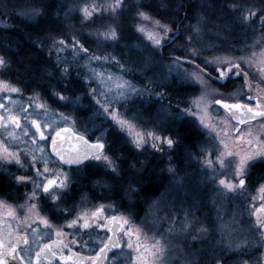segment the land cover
<instances>
[{
  "label": "rangeland",
  "instance_id": "rangeland-1",
  "mask_svg": "<svg viewBox=\"0 0 264 264\" xmlns=\"http://www.w3.org/2000/svg\"><path fill=\"white\" fill-rule=\"evenodd\" d=\"M240 1L241 3H237V0H125V6L114 12L111 6L115 5V0H0V56L9 61L8 69L0 71V81H5L9 86L0 88V103L5 105L1 114L7 116L10 112L18 116L21 127L17 130L29 129L32 135L35 127L30 126V122L37 120L46 134H51L57 127L71 125L94 139L101 138L107 144L105 153L119 158L116 160L119 174L113 175L108 169V175L114 178L112 186L101 184L107 188L106 193L112 198L123 194L128 203L133 205L135 202L131 201L132 196L142 188L137 183L143 177L146 183L155 184H152L153 191L149 190L153 194L145 208L146 218L151 220L155 214L161 224L169 221L177 223L171 226V231L169 228L166 232H158V235L145 231L142 237L148 243H153L152 237L161 243L167 241L163 253L167 261L195 264L201 261L209 249L219 250L221 244L223 250L228 251L230 243L237 236L235 220L226 214L222 216L226 208H229L226 201L222 203L221 210H216L214 202L211 205V199H208L207 212H203L205 217L197 214L199 207L189 208L186 195V200L184 199V191L187 184L201 181L200 170L170 164L166 146L162 150L165 153L162 155L165 158L163 164L157 159L156 163L150 160L143 165L138 160L140 154L137 155L141 149L135 148L128 130L121 129L112 115L117 119L130 121L135 125L134 131L147 129L166 136L176 121H180L183 115H188L190 118L182 124L187 130L191 129L192 141L199 142L201 131H206L208 136L216 134L219 130L220 111L213 101L225 94L223 90L207 76H202L210 88L216 90L209 92L205 105L200 100L205 89L197 81L189 79V74L200 75V72L193 68L184 72L180 68L176 69V66L160 63L156 53L159 47L148 39V34L164 35L156 21L168 25L172 32L179 28L181 35L175 38L176 41L168 50L188 55L194 50L195 57L200 58L203 63L212 62L207 64L211 70L217 66V58L225 63L228 60L239 62L243 59V68L262 78L264 27L261 25L264 23V5L258 1ZM182 2L187 4L186 9H183ZM151 3H154L155 8L150 6ZM138 6L150 19L137 16ZM85 7L89 11L95 9L90 20L83 16L82 9ZM248 10L255 15L244 20L242 17L249 16ZM57 18L60 24L58 37L49 40L47 51L46 48L43 51V59L36 62L37 67L27 71L17 57L19 49L14 39L21 38L20 34L25 32L26 29H21L23 24H35L47 19L55 21ZM194 26L199 27V33L194 32ZM109 27L116 29L117 40H105L97 35L107 31ZM138 27H143L145 31H138ZM131 34L141 35L142 38L138 41H126L124 36ZM73 36L89 49L88 55L71 47ZM188 37H191V42H187ZM59 40H64L66 46L60 47L54 43ZM42 43L45 46L43 41ZM91 55L107 59L91 60ZM113 57L120 62L119 65ZM64 68H67L66 75L60 71ZM174 76L175 82L172 79ZM187 80L188 98L184 99L180 93L183 91L181 84ZM171 81L180 92H173L175 96L168 99L166 84ZM69 82L70 86L63 94L70 97L71 102L57 101L52 93L61 91ZM162 83L166 85L165 93L156 89V85L163 86ZM128 85L139 90L138 93L124 92ZM10 87L18 88L19 92H11ZM90 88L96 90L95 96L89 91ZM231 91L238 93L241 86L236 85ZM41 104L44 105L43 109L38 107ZM104 107L108 108L107 113L104 112ZM193 143L197 144L195 141ZM142 149L150 152L151 146L145 145ZM191 161L196 160L191 158ZM100 164L103 163L94 162V165ZM169 167L174 168L175 173L169 172ZM145 168L150 171L147 172ZM232 178L231 175V180ZM179 190L181 195L178 194ZM194 201L199 203L198 199ZM196 202L192 203L197 204ZM133 209L136 213L137 208ZM201 227L208 229L207 234L199 232ZM192 237L196 239L193 240Z\"/></svg>",
  "mask_w": 264,
  "mask_h": 264
},
{
  "label": "flooded vegetation",
  "instance_id": "flooded-vegetation-1",
  "mask_svg": "<svg viewBox=\"0 0 264 264\" xmlns=\"http://www.w3.org/2000/svg\"><path fill=\"white\" fill-rule=\"evenodd\" d=\"M247 1H258L259 4L264 5V0ZM167 3L175 5V3ZM237 3H241V1L237 0ZM182 5L183 9L187 8L185 2H182ZM150 6L155 8L154 3H151ZM58 20V18L55 20L56 22L51 19L39 20L38 23H30L31 26L21 24V29H26L27 31H24L27 34L25 32L19 33V37H21L17 39L21 42L18 44V49L20 47L17 50L19 54L26 49L24 51L33 54L34 60L40 62L43 59L44 48L47 51L49 47L47 45L49 40L58 37V25L60 26ZM261 26L264 27V23ZM55 27L57 28L53 29ZM37 31L41 33H36ZM170 35L165 39H172ZM180 35L179 33L178 37ZM124 37H126V41H138L142 38L141 35L133 34ZM14 40L16 41V39ZM42 41L45 46H43ZM172 43H167L156 51L160 63L170 64L172 67L176 66V69L180 68V71L184 72L192 68L198 71L199 67H203L213 75H217L215 71L211 70V67L204 65L200 58L185 52L168 50L167 48ZM193 58L195 64L185 61L186 59L191 61ZM241 68H243L242 65ZM244 71L247 72L245 69ZM247 73V84L241 77H232L226 82L210 79L218 84V88L227 95L222 94L217 99L241 103L244 106L242 112L248 108H251L254 113L264 112V81L262 79L264 77L260 78L261 76L251 74L249 71ZM172 79L174 81L176 77L174 76ZM164 85H156V89L159 92L164 91V87L168 85V99L173 98V92H180L179 88H174L172 81ZM236 85L241 86V91L233 93L231 90ZM181 86L183 91L180 93L184 99H187L186 87L188 88L189 81H183ZM229 93L230 96H228ZM216 106L220 111L219 130L216 134L208 136L206 131H201L198 136L199 142L193 140L197 143L194 144L191 129L187 130L182 124L183 121L190 118L188 115H183V118L180 119L181 122L176 121L172 126L175 128L174 132L172 133L173 128L170 127L169 134H167L179 141L173 149H168L167 155L170 164L186 169L200 170V182L202 183L198 181L189 183L184 191V199L186 195L187 200H185L189 202V208L196 209L199 207L197 214L205 217L203 212H207L206 201L208 202V199H211V205L214 202L213 207L216 210H221L222 203L226 201L229 208H226L227 210L222 216L226 214L227 217L234 218L236 223L237 236L230 243L231 248L224 251L221 244L219 250L209 249L201 261H197L195 264H212L214 258L221 257L223 264H242L244 261H247V264H264V190H262V186H264V162L256 160L247 169L245 186L236 192L222 190L217 182L209 179V177L216 176L231 180L232 168L228 166L227 161L239 159V157L249 153L264 151V117L258 116L253 119L249 113L232 115L221 105L216 104ZM184 109L186 108L184 107ZM4 110L0 108V114ZM72 127L91 141L97 140L77 127ZM58 128H55L51 134L44 133L45 139H40L38 134L33 139L29 129L17 130L9 126L8 130H5L4 127H0V144L7 147L9 152L19 153L21 163L24 165V167H20L8 159L6 154L5 159L0 161V201L3 202L0 204V240L4 242L5 251L10 244L18 243V251L23 249L19 254L26 257L25 264H27L28 257H32V264H181L180 261H167L164 255L157 258L153 251V243H148L142 237L145 231L158 235V232H166L170 228V221L161 224L155 214L151 220L146 218L147 210L145 208L153 192H142L139 196H132L131 201L135 202L133 205L128 203V199L123 194L114 195L115 199L110 197L106 193L107 188L101 184L112 186L114 178L108 175L109 170L104 164L94 165L96 161L89 158L79 165L68 166L63 165L52 154L51 142ZM9 131L12 132L11 136H9ZM106 147L107 144L105 143V149ZM228 153L232 155L230 156ZM221 154L225 160L223 167L219 166L217 161V157ZM32 155H35L38 160L43 157L47 161L49 172L45 173L44 176L36 177L34 169L29 166ZM137 155H139V162H143V165L150 160L156 163L157 159H160V163L163 164L165 159L162 156L165 153L152 147L150 152L141 149ZM191 158H195L196 161L192 162ZM206 160L212 161L211 167L207 165ZM43 163V160H40L35 167L42 170ZM145 170L150 171L146 168ZM53 173H63L69 177L68 187L63 190L64 194L60 201L56 202V206L46 194H42L38 188L34 189L32 182L17 184L13 179V176H30L35 179L36 184H40L45 176L56 179L57 176ZM192 179L196 180L195 178ZM187 180L190 181L189 178ZM118 183L121 181L118 180ZM137 184L151 185L152 191L153 185H155L146 183L144 177ZM34 190L36 191V198L29 199V194ZM178 194L181 195L180 190ZM194 199H198L199 203ZM101 205H103L102 212L93 215ZM134 207L137 208L136 213ZM42 219L48 221V226L41 222ZM73 220H78V223L69 227L68 225ZM124 220H127L128 223H123ZM85 223L88 225L87 227H84ZM129 229L136 235H131ZM57 232H60L61 235H57ZM136 236H139V240L136 239ZM22 237L27 239V245L23 243ZM129 242L132 244L131 248L128 247ZM105 244H108V248L104 247ZM113 244L118 246L112 247ZM45 245L49 247L46 248ZM102 248L104 249L103 252H101ZM37 252H40L38 260L35 258ZM13 264H19V261L13 262Z\"/></svg>",
  "mask_w": 264,
  "mask_h": 264
},
{
  "label": "snow or ice",
  "instance_id": "snow-or-ice-1",
  "mask_svg": "<svg viewBox=\"0 0 264 264\" xmlns=\"http://www.w3.org/2000/svg\"><path fill=\"white\" fill-rule=\"evenodd\" d=\"M125 6V0H115V5L111 6L113 7V11L115 12L116 10H120ZM95 11V9H93ZM93 11H89L87 7L82 9L83 16L85 19L90 20ZM249 11V16H244L242 17L244 20H248L250 16H254L255 13L252 12L251 10ZM137 16L142 18V19H150L148 14L145 11H142L140 7H137ZM156 25L160 28L161 32L164 33L163 36L159 34H154V33H149L148 34V39L153 42L154 45L157 47H164L167 43H172L174 42L175 38H178V34L180 33V29L177 28L175 32H172V29L168 25H162L160 24L159 21L155 22ZM138 31L144 32L145 29L143 27H138ZM200 29L198 26H194V32L199 33ZM169 33L172 34V39H165L168 37ZM98 36H102L103 39L105 40H112L115 41L118 39V34L115 28L109 27V29L103 33H97ZM72 43L71 47L73 49H77L81 52H83L85 55L89 54V49L84 46V44L80 43L79 40L76 39L75 36L71 37ZM187 42H191V37L187 38ZM54 43L58 44L60 47H65L66 42L64 40H59L55 41ZM191 55L195 57L196 53L193 50L191 52ZM91 60H101V59H107V57H97L95 55H91L89 57ZM118 65L119 61L115 60V57L112 58ZM193 64H195V59L193 58L191 61H189ZM205 65L212 63L211 61H204ZM241 63H245L243 59H241L239 62L234 61V60H228L226 63L221 61L219 58H217V66L213 69L217 73L215 79L217 82L219 81H228L232 77H241L245 80V83L247 84V79H248V73L244 71L243 68H241ZM9 67V61L4 57L0 56V71L6 70ZM121 68H123V65H120ZM198 67V66H197ZM62 74L66 75L67 74V68L61 69L60 70ZM198 71L200 72V75H197L196 73H191L189 74V79L197 81L202 88L205 89L204 93L200 97L201 102H203L205 105L207 104V96L209 92H215V89H211L210 86L208 85L207 81L202 79V76H208V79H212V77L203 69H199ZM264 71V69H262ZM69 85H65L64 89H62L59 92H53L52 95H54L57 99V101H69L71 102V98L67 97L63 94L64 90H66ZM127 83V82H125ZM4 87H9L5 81H0V88ZM251 87V85H249ZM11 92H19L18 88L15 87H10L9 89ZM89 91L95 96V89H89ZM139 90L136 88L132 87L131 85H128L126 89H124V92H127L128 94L131 93H138ZM146 91V89H145ZM124 92L121 93V96L123 97ZM157 95H163L161 93H157ZM79 100V97L76 98ZM99 103V101H96ZM213 103L217 105H223L225 109H239L241 107L240 104L238 103H233L229 104L223 99H215ZM5 105L0 103V108H4ZM39 108L43 109L44 105H38ZM104 112H108V108L104 107L103 108ZM22 111H26L25 109H22ZM185 112L188 110L185 109ZM247 112L250 114L251 118H255L256 116H261L264 117V112H253L251 108L247 109ZM63 117V114H61ZM65 120H67V117H63ZM112 119L116 120V123L120 126L121 129H127L129 135L131 136V141L133 145L135 146L136 149H142L144 148L145 145H150L153 149L157 151H162L163 148L166 146L168 149H173L179 141L177 139H174L173 136L171 135H162L159 134L155 131L152 130H147L144 129L142 131H134L133 129L135 128V125H133L130 121L125 120V119H117V117L113 114ZM243 122V121H242ZM201 123H203V119L201 120ZM11 127L12 129H19L21 127L20 122H19V117L12 115L10 112L8 113L7 116L0 114V127H4L5 130H8V127ZM30 126L35 127V133H33V139H35L36 134L39 135L40 139H45L44 131L42 130L41 124L37 120H32L30 122ZM46 127V125H45ZM12 135V132L9 131V136ZM56 136H60V132L57 131L55 133ZM85 143H88L85 141ZM56 140L55 138L52 139V146H53V151L56 152ZM90 148L93 149L94 151H91L89 153H86L84 156V159H93L96 161L102 162L105 167L110 169L111 174L113 175H118L119 174V165L117 164L116 160L119 159L113 158L112 156H109L108 154L105 153V144L101 140V138H97L96 142L90 145ZM42 151V150H41ZM5 154L8 159L11 161H14L16 164L20 165V167H24V165L21 163L20 160V154L17 152H9L7 147H5L3 144H0V161H3L5 159ZM57 156H59L61 161H64V157L60 155L59 152H56ZM228 155H232L231 153H228ZM223 154L221 156L217 157V161L219 166L223 167L225 165V160L222 158ZM40 160H43V169L35 167L37 163L40 162ZM40 160L37 159L35 155L31 156V160L29 161V166L34 169L35 176L40 177L44 176L45 173L49 172V169L47 167V161L44 160L43 157L40 158ZM256 160H260L264 162V151L257 152V153H249L245 156L239 157V159H233L227 161V164L229 167L232 168V180H226L223 178H217L216 176L209 177V179L214 180L215 182L218 183L219 186H221L222 190H226L228 192H236L238 190H241L244 188L245 183H246V176H247V169L252 166ZM82 161L80 159H75V160H68L65 161V163L72 164V163H81ZM209 167L212 166V161L211 160H206L205 161ZM169 172L175 173V169L172 167H169L168 169ZM53 175H56V179H50L45 176L44 180L40 182V184H36L35 179L30 176H13L14 181L17 184L21 183H27V182H32L34 189L38 188L42 194H46L47 197L53 201L54 206H56V202L60 201L61 196L64 194L63 190L67 189L68 187V181L69 177H67L66 174L60 173L56 174L53 173ZM63 177V178H60ZM131 187V186H130ZM262 190H264V186H262ZM36 198V191L34 190L31 194H29V199H35ZM0 204H3L2 201H0ZM35 207V205H33ZM103 210V205H101L99 208H97L96 213H93V215H96L97 213L102 212ZM112 219H115V217H112ZM41 222L45 225L48 226V221L46 219H42ZM78 223V220H73L70 222L68 225L69 227H72ZM123 223L127 224L128 221L124 220ZM177 223L176 221L170 222V231H171V226ZM88 225L85 223L84 227H87ZM185 227H187V224H185ZM129 232L131 235H136L135 232H131V229H129ZM199 232L202 234H207L208 229L201 227L199 229ZM57 235H61L60 232H57ZM111 239V238H109ZM136 239L139 240V236H136ZM193 240L196 239V237H192ZM23 243L27 245L28 241L26 238L22 237ZM167 244V241L164 243H161L160 240H157L153 238V251L154 254L157 258L163 255L165 251V245ZM117 244H113L112 247H117ZM45 247H49L48 245H45ZM105 248H108V244L104 245ZM128 247L131 248L132 244L129 242ZM19 244L18 243H13L10 244L7 247V250L5 251V245L2 240H0V264H13V262L19 261V264H25L26 257L23 255H20L19 253L23 251V249H19ZM104 249H101V252H103ZM35 258L38 260L40 258V252H37L35 254ZM27 264H32V257L27 258ZM212 264H223V258H214ZM242 264H247V261L242 262Z\"/></svg>",
  "mask_w": 264,
  "mask_h": 264
},
{
  "label": "water",
  "instance_id": "water-1",
  "mask_svg": "<svg viewBox=\"0 0 264 264\" xmlns=\"http://www.w3.org/2000/svg\"><path fill=\"white\" fill-rule=\"evenodd\" d=\"M185 61L189 62L190 60H185ZM199 68L205 70L212 77V79L216 80L215 79L216 76L210 73L208 70L202 67H199ZM226 102L229 104L237 103V102H228V101ZM238 104L241 105L239 109H225L223 105L221 106L232 115H236L239 113H248L247 110L242 112L244 106L241 103H238ZM57 131L60 132V136L55 135ZM56 132L53 135V138H55L56 140V145H55L56 152H59L60 155L64 157V161H61L59 156H57L56 152L53 151L52 142H51V152L63 165H68V166L79 165L87 160V159H84V156L86 153L94 151L93 149L90 148V145L95 143L96 141H91L87 136L75 131L73 127L69 125H64L58 128ZM85 141H87L88 143H85ZM75 159H80L82 162L79 164L65 163V161L75 160Z\"/></svg>",
  "mask_w": 264,
  "mask_h": 264
},
{
  "label": "trees",
  "instance_id": "trees-1",
  "mask_svg": "<svg viewBox=\"0 0 264 264\" xmlns=\"http://www.w3.org/2000/svg\"><path fill=\"white\" fill-rule=\"evenodd\" d=\"M17 41V43L18 44H21V42L19 41V40H16ZM15 41V42H16ZM20 46V45H19ZM19 49H20V47H19ZM24 50H26V49H24ZM22 51L21 52V54L19 55H17V57L19 58V61L23 64V66H24V68H27L26 70L28 71V70H32L31 68H35V67H37L36 66V61L34 60V58H33V54H31V53H29V52H27V51ZM13 58V57H12ZM38 62V61H37ZM16 63L18 64V62L16 61ZM137 185H139V184H137ZM139 186H141L142 188L139 190V193L137 194H135L134 195V197L135 196H139V194L141 195V193L142 192H147V193H149V190H152V186L151 185H149V186H143L142 184L141 185H139ZM150 188V189H149ZM141 191V192H140Z\"/></svg>",
  "mask_w": 264,
  "mask_h": 264
}]
</instances>
